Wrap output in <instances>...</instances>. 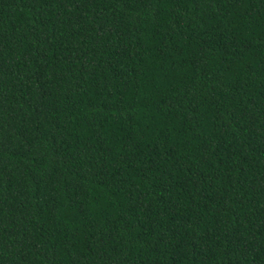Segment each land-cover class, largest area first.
Masks as SVG:
<instances>
[{
    "label": "trees",
    "instance_id": "obj_1",
    "mask_svg": "<svg viewBox=\"0 0 264 264\" xmlns=\"http://www.w3.org/2000/svg\"><path fill=\"white\" fill-rule=\"evenodd\" d=\"M0 264H264V0H0Z\"/></svg>",
    "mask_w": 264,
    "mask_h": 264
}]
</instances>
